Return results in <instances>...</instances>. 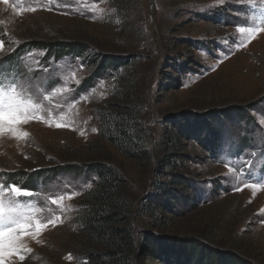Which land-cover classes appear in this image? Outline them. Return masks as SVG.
<instances>
[{
    "label": "rangeland",
    "instance_id": "obj_1",
    "mask_svg": "<svg viewBox=\"0 0 264 264\" xmlns=\"http://www.w3.org/2000/svg\"><path fill=\"white\" fill-rule=\"evenodd\" d=\"M262 9L264 0H0V58L25 37L49 42L54 34L92 35L99 45L130 60L135 124L146 132L138 144L139 160L100 141L97 115L113 100L115 78L104 72L106 78L78 94L75 88L83 85L90 67L62 59L43 69L41 52L32 51L0 67V79L5 90L13 80L30 81L45 121L20 125L27 137L0 133V173L32 170L41 163L54 168L81 163L104 147L127 181L126 205L134 229L162 237L156 255L137 252L134 264H165L163 259L182 257V247L191 241L204 251L216 248L264 264V31L249 37L237 30L257 27ZM45 95L50 99L44 101ZM185 118L202 129L194 136L220 129L219 160L228 166L209 159L196 139L173 133ZM57 122L64 126L56 127ZM240 138L247 143H239ZM176 154H183L184 161L165 168L163 162ZM71 164L76 163L65 165ZM172 173L186 180L176 187L193 193L194 201L178 200V208L165 214V225L154 226L146 197L153 183L170 180ZM90 187L86 176L60 173L31 199L20 198L21 206L44 209V216L57 223L35 237L22 233L25 259L9 255L5 264H79L73 254L80 242L76 222ZM61 196V205L49 203ZM172 242L178 250L168 254L163 249Z\"/></svg>",
    "mask_w": 264,
    "mask_h": 264
},
{
    "label": "trees",
    "instance_id": "obj_2",
    "mask_svg": "<svg viewBox=\"0 0 264 264\" xmlns=\"http://www.w3.org/2000/svg\"><path fill=\"white\" fill-rule=\"evenodd\" d=\"M47 39L50 41L30 40V37H25L24 41L16 42L12 51L7 56L0 58V67L9 62H15L19 58L23 59V55L30 54L32 51L41 52L39 61L43 69L49 65L48 68H50L62 59H69L72 65L84 69L91 68L88 76L81 82L83 85L75 88V93L78 94L83 92L85 87H93L96 80L106 78L103 74L107 72V77L115 78L116 86L114 85L112 92L113 100L106 103L102 108L103 110L99 111L97 115L99 121L98 139L108 143L122 155L139 160L138 155L141 151L138 144L144 140V133L146 132L142 126L135 124L138 111H136L137 103L132 94L135 84L131 82L130 73H127L130 60L116 55V51L106 48L105 45H99L92 38V35L54 34ZM94 49H96L95 52ZM53 81L49 80L48 83ZM133 111L135 112L133 113ZM229 114H226L225 118L230 117ZM239 118L245 120V116L242 114L239 115ZM184 120L185 122L175 128L173 133L188 141L196 139L202 153L207 155L209 159L212 158L220 162L219 156L222 150L219 139L220 129L211 128L208 134L202 131L201 135L203 136L199 137L198 133L202 129H198L199 127L194 124L193 119L185 118ZM196 130L198 133L197 136H194L193 133ZM241 139H239V143L241 142L242 145L247 143ZM248 140L250 141V137ZM94 151L92 158H86L81 163L72 161L76 164H71V166L68 165L72 162L57 165V168H54L52 164L47 163L48 166L41 163L32 170H4L0 173V182L6 185L23 186L37 193L41 187L53 181L60 173L74 172L86 176L91 187L86 190L82 197V207L78 211L76 222L80 242H76L75 244L78 246L73 247V254L78 256L79 264H134L133 258L137 252L139 254L143 252L145 256L156 255V252L161 250L158 244L162 242L160 241L162 237L154 236L148 232L138 233L134 229L132 215L129 216V209L126 205L129 199L127 197V181L122 175L120 166H117L104 147L98 146ZM183 156V154L169 156L170 160L167 159L163 162L165 168H170L176 162L184 161ZM90 162H94L93 165ZM220 163L226 166V164ZM161 165L162 163L159 168ZM171 176L170 180H160L158 184L157 182L153 183V188L146 197L145 209L152 217L154 226L165 225L168 214L173 213L178 208V200H182L183 203L194 201L193 193H187L182 188L176 187V185L186 184L182 181L185 179L176 173H172ZM221 225L225 227L226 222ZM169 245L171 247L163 249L168 254L178 250L174 247L176 246L175 243L172 242ZM184 246L181 250L184 253L182 257H180L182 253H178L176 259L172 257L163 259L164 263L254 264L252 262L247 263L244 259L236 257L235 254L223 253L216 248L204 251V247L195 244L193 241ZM162 258L164 255H161ZM256 263L261 264L258 261Z\"/></svg>",
    "mask_w": 264,
    "mask_h": 264
},
{
    "label": "snow or ice",
    "instance_id": "obj_3",
    "mask_svg": "<svg viewBox=\"0 0 264 264\" xmlns=\"http://www.w3.org/2000/svg\"><path fill=\"white\" fill-rule=\"evenodd\" d=\"M4 2L8 3V0H4ZM248 3L252 4L253 0H248ZM260 25H264V9L260 11L257 27L237 26V30L239 33H247L251 37L255 32L264 31V27ZM39 98L31 88L30 81L25 82L22 78L20 82L13 80L5 90L2 79H0V133L10 132L17 138L27 137L26 132L19 131L20 125L26 124L32 119L45 121L43 107L36 102ZM49 99V96H43L44 101ZM47 122L50 125L52 123L51 120ZM55 126L63 127L64 125L57 122ZM246 186L257 187L256 184ZM34 195L35 193L31 189L0 182V264H5V260L9 255L19 256L21 261L25 259V256L21 255V252L25 250L20 240L22 233L27 232L35 237L46 229L49 224L54 227L57 223L56 219L44 216V209L21 206L20 198H31ZM69 198H71V195ZM62 200V196L52 198L49 203L59 206ZM33 212H38V215L34 216ZM27 251L30 252L31 250L27 249Z\"/></svg>",
    "mask_w": 264,
    "mask_h": 264
}]
</instances>
